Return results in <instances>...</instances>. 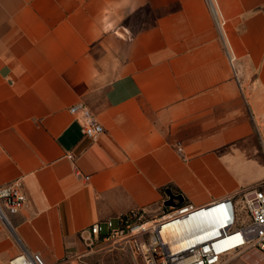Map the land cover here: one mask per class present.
<instances>
[{
    "label": "crops",
    "instance_id": "0c3cea01",
    "mask_svg": "<svg viewBox=\"0 0 264 264\" xmlns=\"http://www.w3.org/2000/svg\"><path fill=\"white\" fill-rule=\"evenodd\" d=\"M262 182L264 0H0V187L27 195L0 219V264L24 249L59 264L168 189L204 206Z\"/></svg>",
    "mask_w": 264,
    "mask_h": 264
},
{
    "label": "built area",
    "instance_id": "2783aa9c",
    "mask_svg": "<svg viewBox=\"0 0 264 264\" xmlns=\"http://www.w3.org/2000/svg\"><path fill=\"white\" fill-rule=\"evenodd\" d=\"M69 111L91 140L105 132L86 105L77 104ZM177 151L182 153V147L178 146ZM175 196L170 198L165 194L162 208L168 213L151 226L145 220L146 213L135 210L119 216L116 228L112 220L89 226L79 234L80 244L90 251L101 242H121L142 257L145 264H228L227 258L232 253L251 249L264 253V182L244 192L240 204L238 198L228 196L204 206H194ZM26 204L27 195L21 186L0 187V219L9 228H12L11 218ZM169 225H173V230L167 232ZM85 258V253L75 251L70 252L66 260L72 264H91ZM9 264L47 262L40 254L24 249Z\"/></svg>",
    "mask_w": 264,
    "mask_h": 264
},
{
    "label": "rangeland",
    "instance_id": "374dc122",
    "mask_svg": "<svg viewBox=\"0 0 264 264\" xmlns=\"http://www.w3.org/2000/svg\"><path fill=\"white\" fill-rule=\"evenodd\" d=\"M248 176H251V174H247V177L243 176V178H235V181L248 180L250 179ZM240 200L241 198L238 199L239 204L241 203ZM167 213L168 211L166 209L162 207H155L147 211L145 220L147 223L153 224L155 221L160 220L162 216ZM112 221L114 224V228L118 227V220L114 219ZM76 252L85 253V259L91 264H145V261L142 257L135 255L128 246L122 244L121 242H101L99 245L94 247L93 250L90 251H87L85 247L80 244ZM59 264L72 263L68 262L67 260H62L59 262Z\"/></svg>",
    "mask_w": 264,
    "mask_h": 264
},
{
    "label": "water",
    "instance_id": "95a60500",
    "mask_svg": "<svg viewBox=\"0 0 264 264\" xmlns=\"http://www.w3.org/2000/svg\"><path fill=\"white\" fill-rule=\"evenodd\" d=\"M166 194H167L170 198H175V197H176L175 194H174L171 190L167 191ZM179 198H180L181 200H183V198H181V197H179ZM166 205H169V202H167Z\"/></svg>",
    "mask_w": 264,
    "mask_h": 264
},
{
    "label": "bare ground",
    "instance_id": "6f19581e",
    "mask_svg": "<svg viewBox=\"0 0 264 264\" xmlns=\"http://www.w3.org/2000/svg\"><path fill=\"white\" fill-rule=\"evenodd\" d=\"M152 224L151 223H149L148 224V226H151ZM173 230V225H169L168 227H167V232H170V231H172Z\"/></svg>",
    "mask_w": 264,
    "mask_h": 264
},
{
    "label": "trees",
    "instance_id": "16d2710c",
    "mask_svg": "<svg viewBox=\"0 0 264 264\" xmlns=\"http://www.w3.org/2000/svg\"><path fill=\"white\" fill-rule=\"evenodd\" d=\"M167 191H169V189L167 190ZM176 195V194H175ZM179 197H181L182 198V195H180V194H177ZM183 200H184V198H183Z\"/></svg>",
    "mask_w": 264,
    "mask_h": 264
}]
</instances>
